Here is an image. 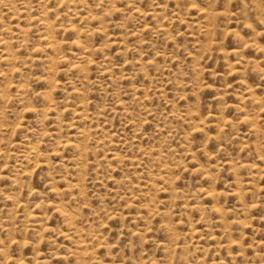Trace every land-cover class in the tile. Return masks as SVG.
<instances>
[{
    "label": "rangeland",
    "instance_id": "374dc122",
    "mask_svg": "<svg viewBox=\"0 0 264 264\" xmlns=\"http://www.w3.org/2000/svg\"><path fill=\"white\" fill-rule=\"evenodd\" d=\"M0 264H264V0H0Z\"/></svg>",
    "mask_w": 264,
    "mask_h": 264
},
{
    "label": "bare ground",
    "instance_id": "6f19581e",
    "mask_svg": "<svg viewBox=\"0 0 264 264\" xmlns=\"http://www.w3.org/2000/svg\"><path fill=\"white\" fill-rule=\"evenodd\" d=\"M5 1H9V0H5ZM65 2H68V1H65ZM67 4V3H66ZM118 107H119V103H118ZM123 108V107H122Z\"/></svg>",
    "mask_w": 264,
    "mask_h": 264
}]
</instances>
